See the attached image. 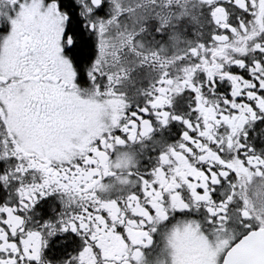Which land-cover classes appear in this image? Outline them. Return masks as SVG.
Returning a JSON list of instances; mask_svg holds the SVG:
<instances>
[{
    "label": "snow or ice",
    "instance_id": "snow-or-ice-1",
    "mask_svg": "<svg viewBox=\"0 0 264 264\" xmlns=\"http://www.w3.org/2000/svg\"><path fill=\"white\" fill-rule=\"evenodd\" d=\"M0 264H264V0H0Z\"/></svg>",
    "mask_w": 264,
    "mask_h": 264
}]
</instances>
